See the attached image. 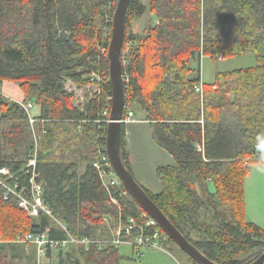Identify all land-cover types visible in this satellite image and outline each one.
I'll list each match as a JSON object with an SVG mask.
<instances>
[{"label":"trees","instance_id":"1","mask_svg":"<svg viewBox=\"0 0 264 264\" xmlns=\"http://www.w3.org/2000/svg\"><path fill=\"white\" fill-rule=\"evenodd\" d=\"M117 4L0 0V85L19 82L26 96L19 103L0 90V168L13 173L0 177L28 194L33 167L27 166L38 148L43 199L51 210L30 215L0 184V264H40L43 257L49 264H121L124 244L111 242L112 229L130 217L146 226L145 235L160 230L162 249L174 242L158 224L147 226L150 216L123 194L124 185L107 189L93 166L101 157L98 141L104 151L107 146L101 134L107 133L113 101L108 50ZM148 10L157 23L135 33L134 24ZM247 52L255 53L257 65L219 72L210 84L193 67L203 56ZM121 59L129 77L124 117L132 104L140 106L154 139L176 161L158 168L162 191L145 189L147 194L210 260L251 264L264 253V229L247 218L245 203V179L252 165L264 163V0H150V7L131 0ZM66 80L95 84L97 91L78 105ZM29 103L41 110L34 124ZM121 147L132 172L125 122ZM43 233L56 242L73 235L109 243L57 248L48 242L41 253L35 242H17Z\"/></svg>","mask_w":264,"mask_h":264},{"label":"rangeland","instance_id":"2","mask_svg":"<svg viewBox=\"0 0 264 264\" xmlns=\"http://www.w3.org/2000/svg\"><path fill=\"white\" fill-rule=\"evenodd\" d=\"M142 1L150 7V0ZM157 21L158 19L155 13L148 10L143 16L139 17L134 24L133 28L136 31L135 33L143 35L147 27L152 23H157ZM110 32L112 37V28ZM197 64L200 65L202 81L210 84L215 80L217 73L253 67L257 65V59L254 52H247L243 55L223 59L203 56L201 61H198ZM66 87L69 91L75 93V103L81 106L88 102L97 91V86L95 84L90 83L84 86H78L71 80H66ZM130 110L135 113L134 118L137 119V121L128 123L127 125L126 148L130 154L132 172L136 180L145 189L153 193H159L162 191V183L159 178L158 168L161 166L175 165L176 161L174 157L154 139L153 128L145 119V111L137 104H132ZM102 146L103 144L98 141V152ZM36 153L39 154L38 148H36ZM83 168L84 165L81 169ZM211 188L215 191L213 184H211ZM17 242H19V240H17ZM262 248L263 247H259L251 251L250 255H255ZM120 251L124 256L121 264H194L191 257L180 248L176 242H171L170 245L164 246L161 250L151 247H142L139 253H136L130 244H124L120 247ZM40 264H49V261L43 257L42 260H40Z\"/></svg>","mask_w":264,"mask_h":264},{"label":"water","instance_id":"3","mask_svg":"<svg viewBox=\"0 0 264 264\" xmlns=\"http://www.w3.org/2000/svg\"><path fill=\"white\" fill-rule=\"evenodd\" d=\"M131 0H118L113 18L112 37L109 44L110 82L113 88V101L110 122L107 127V152L114 170L131 198L156 221L162 230L176 242L192 259L199 264H218L210 260L196 248L164 214L147 194L145 188L136 180L134 174L125 166L121 154V125L125 110L126 91L122 71L121 52L126 31V17ZM264 253L251 264H263Z\"/></svg>","mask_w":264,"mask_h":264},{"label":"built area","instance_id":"4","mask_svg":"<svg viewBox=\"0 0 264 264\" xmlns=\"http://www.w3.org/2000/svg\"><path fill=\"white\" fill-rule=\"evenodd\" d=\"M129 81V77L126 79L124 78V86L127 87L125 83ZM197 91L202 92L203 91V85L197 86ZM34 107L33 103H29L27 105V109L30 113V122L32 124L35 123L37 116L33 115L32 109ZM108 110L104 112V115H107ZM134 112L129 111L128 115L126 117L123 116L122 122L130 123L133 121ZM110 118L106 119L107 122H110ZM107 134V133H106ZM106 134H103L102 137L106 139ZM104 148V147H103ZM101 157L100 159L94 161L93 166L96 167L100 173L103 185L107 189H111L112 187H120L123 186L122 181L118 177L116 171L114 170L112 163L110 161L108 152H107V146L105 147V151L100 148ZM245 162L249 164L250 159H246ZM27 167H33L32 169V176L30 178V192L28 194H25V190H17L18 184H16L15 187L8 186L5 179L0 177V184L5 185V187L8 189V192H12L16 194L20 201L19 204L22 208H24L30 215L32 216H38L41 210L46 211L48 214H51V210L48 207V205L45 203L43 199V182L41 179V172L37 170V153L34 154ZM5 175L7 177H13L12 171L9 167H2L0 168V176ZM29 189V188H28ZM123 194L127 195L128 192L126 189H124ZM112 201L119 205V202L116 198H112ZM145 217H148L146 213H144ZM147 226H156L157 223L154 219L151 217H148ZM106 222H109L108 218H105ZM65 229L67 227L63 225ZM140 228V233L136 234L135 228ZM145 229L146 226H142L139 223H137V220L135 217H130L128 219V222H123L122 220L118 221L117 226L112 229L113 231V239L112 243H115L117 245L120 244H130L132 246H135L138 250L142 247H153V248H160L162 249V246L159 242V239L161 237L160 230H157L152 235H145ZM164 238H167L168 235L166 233L163 234ZM21 242H35L38 244L40 252H43V246L51 242L53 247H66L69 243H82L88 246L92 242H97L100 245L109 243L108 240H98L94 241L90 238H76L73 235H70L69 239L63 241V242H56L48 239V236L46 233L43 234H28L25 238L20 239ZM264 264V263H263Z\"/></svg>","mask_w":264,"mask_h":264},{"label":"crops","instance_id":"5","mask_svg":"<svg viewBox=\"0 0 264 264\" xmlns=\"http://www.w3.org/2000/svg\"><path fill=\"white\" fill-rule=\"evenodd\" d=\"M133 30L136 32L134 28ZM193 67L198 69L200 65L195 61ZM0 90L4 96L11 100L19 103L25 102L26 96L19 82L4 80L0 85ZM32 111L35 116L41 114L39 105L34 104ZM135 121L137 119L133 117V121L130 123ZM245 203L247 218L264 229V163L252 165L250 173L245 179Z\"/></svg>","mask_w":264,"mask_h":264},{"label":"bare ground","instance_id":"6","mask_svg":"<svg viewBox=\"0 0 264 264\" xmlns=\"http://www.w3.org/2000/svg\"><path fill=\"white\" fill-rule=\"evenodd\" d=\"M31 159V158H30ZM30 159H29V161H30ZM29 163V162H28ZM37 166H38V158H37ZM12 171V170H11ZM13 174V173H12ZM43 189H44V186H43ZM112 198H114V197H112Z\"/></svg>","mask_w":264,"mask_h":264}]
</instances>
